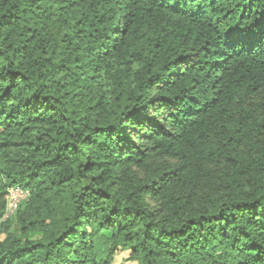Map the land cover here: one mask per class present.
<instances>
[{
    "label": "trees",
    "instance_id": "16d2710c",
    "mask_svg": "<svg viewBox=\"0 0 264 264\" xmlns=\"http://www.w3.org/2000/svg\"><path fill=\"white\" fill-rule=\"evenodd\" d=\"M121 251L264 264V0H0V264Z\"/></svg>",
    "mask_w": 264,
    "mask_h": 264
},
{
    "label": "built area",
    "instance_id": "2783aa9c",
    "mask_svg": "<svg viewBox=\"0 0 264 264\" xmlns=\"http://www.w3.org/2000/svg\"><path fill=\"white\" fill-rule=\"evenodd\" d=\"M27 196V191L19 188L13 187L10 188L5 198L7 201V209L5 213V217L12 213L16 208L17 204Z\"/></svg>",
    "mask_w": 264,
    "mask_h": 264
},
{
    "label": "rangeland",
    "instance_id": "374dc122",
    "mask_svg": "<svg viewBox=\"0 0 264 264\" xmlns=\"http://www.w3.org/2000/svg\"><path fill=\"white\" fill-rule=\"evenodd\" d=\"M128 256V251L119 252L114 259L113 264H134L133 262L128 261L126 258Z\"/></svg>",
    "mask_w": 264,
    "mask_h": 264
}]
</instances>
